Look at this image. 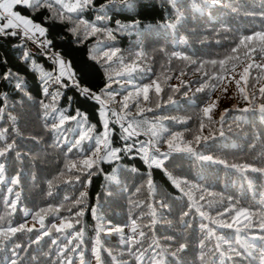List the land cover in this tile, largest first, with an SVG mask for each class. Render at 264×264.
I'll return each instance as SVG.
<instances>
[{
    "label": "trees",
    "instance_id": "1",
    "mask_svg": "<svg viewBox=\"0 0 264 264\" xmlns=\"http://www.w3.org/2000/svg\"><path fill=\"white\" fill-rule=\"evenodd\" d=\"M106 0H94V6L86 9L82 15L90 22L95 21V17L102 11H107L108 19L99 24L100 27H108L113 30L116 22L121 24L135 25L125 31L115 32V39L109 40L106 36L98 34L84 39H80L68 32L71 27L69 23L46 20L50 16L48 10L33 12L26 7L16 6L14 11L31 17L34 21L40 22L49 29L47 38L53 41L51 51L59 53L66 61H70L71 71L76 75V79L83 86L99 93L106 82V65L97 60L91 59L93 55L102 54L104 45L120 49L119 55L124 57L125 63L131 62V57L137 51H142L144 56L138 63L140 68L136 73L129 76H115L114 71H119L117 63H113L108 70L109 75H113L116 83L112 84L109 91L120 93L109 104V107L121 112L119 101L123 94L133 91L132 85H142L155 81L160 84L162 92L159 98L156 97L154 89L149 93V101L142 104L143 107L152 108L153 111H145L142 116L136 114V109L130 101V112L127 121L117 122L111 112L107 113L109 122V138L113 148L123 149L126 144L135 145L131 152H120L118 160L102 161L96 174L91 177V183L82 185L80 182L65 183L72 179L74 173H69L65 169V163L73 159H83L84 155H90L96 145V138L102 136L103 118L98 114L100 105L91 99H86L79 94L75 87L62 88V96L58 97L57 108L63 109L66 115H73L79 109L87 114L88 124L94 125L90 135L91 140L82 142L81 147L73 149L71 153L67 148L71 142L78 138L75 129V122L65 125L69 131L63 133L67 140L61 139L58 143L54 139V134L44 127L41 119L42 110L40 101L47 99L41 94V80L39 72H34L32 68L21 61L20 57L25 50L21 47L27 42L19 36H0V61L6 58L7 63L0 62V75L11 69L19 73L26 80V91L31 94L32 99H27L22 92L14 89L10 81L0 80V93H7V103L10 105L5 109V117L0 120V127L9 129V141L15 139L16 149L10 152L6 158H0L5 164L4 181L0 182V224L11 219L13 225H18L27 221L29 226L33 223L32 215L35 211L46 208L48 205L57 206L63 203L70 207L72 201L79 196L80 192L86 193L85 203L82 205L84 215L80 217L81 223L76 225V229H83L84 237L81 249L75 253H70L69 257L73 264H79L78 253L82 250L86 262L97 264L93 257L92 246L95 243L97 232L101 242V257L103 264H139L128 253V248L135 246L130 241L133 233L131 231V220L136 219L137 225L143 226L149 222L147 216L138 218L141 213H147L149 203H155L162 198L170 205L167 211L157 207L158 222L154 229L149 231L144 229L146 237L143 240L141 251L147 249L144 264H149V257L154 255L153 249L148 248L153 236L166 248L168 252H174L180 244L186 243V250L178 254V260L167 257L168 264H201L198 259L200 253L198 244L204 233L200 231V224L207 223L214 228L216 235L228 237L229 243L233 247L241 248L246 242L251 241L257 234L264 235L258 226L243 230L239 234L235 229H227L214 224L211 220L202 219L193 210L189 217H185L189 227H184L180 223V215L187 210V198L183 197L171 184L164 169L178 179H187L191 183L207 187L210 191L219 194L224 203L214 205L212 209L205 208L213 218H217V211H223L228 206L229 200L236 202V207L253 208L257 212H264V175L255 172L241 173L238 170L230 169L225 164L216 162H203L187 157L182 153H172L165 161L164 169H148L142 160L140 152L141 144L147 142L150 137L143 134L147 125L138 129L139 136H132L127 141L120 126L124 123H143L144 121H156L169 130V132H183L184 139H192V133L196 132L201 118V109L205 106V101H217V107L213 110L214 121H218L224 109L242 108L245 106L239 94L236 93L235 82L232 75L223 73L227 79L211 94V99L205 92H196L204 82L217 83L209 80V76L221 74L219 64L212 65V60H222L230 53L231 48L236 46L242 35H249L252 31H259L264 28V21L246 16V12L259 11L264 7V0H219L218 5H209L201 13L190 12V0H182L181 10L185 13L186 20L177 30L163 27L165 23L174 22L175 12L169 0H136L133 10H127L117 5L112 10H102L100 5ZM236 8L238 12L233 14L230 9ZM97 41L103 43L98 45ZM163 48L168 55L159 51ZM34 56V61L41 65L45 71H51L54 67L53 61L48 55L38 53L29 49ZM172 52H180L190 57L185 61L172 57ZM115 61V58H113ZM196 61V63H191ZM201 62L203 67H201ZM257 63H261L257 55ZM244 65H238L236 73L242 71ZM228 67H231L229 63ZM58 70V69H57ZM208 73L209 76H204ZM238 78V75H237ZM259 78V83L256 79ZM229 81H232L229 83ZM65 82L71 85V81ZM174 86H179V91L174 90ZM264 86V73L253 68L249 78L248 90L251 92L255 88L258 93L259 87ZM53 85L49 91L55 90ZM227 87V92H224ZM187 93V95H185ZM169 97L173 102H169ZM104 94H102V99ZM257 100H260L257 94ZM160 107L157 108L156 104ZM7 113L16 117L13 124L8 119ZM121 114H124L121 112ZM247 119L241 121V113L238 110L230 111L225 116L223 127L224 136L218 135L219 126L216 123L209 124L204 120L206 128L204 135L209 130L217 133L215 140H209L207 145L198 150L205 155H211L214 161L223 160L226 164L253 163L256 167H264V120L259 116L253 117L251 114H244ZM165 117H176L177 119H165ZM190 118V119H189ZM51 123V121H49ZM13 127L18 129V134L13 132ZM86 127V126H85ZM155 145L161 152L167 151V144L164 139ZM255 145V147H251ZM20 155L17 156L16 152ZM84 154V155H82ZM136 168L138 172L133 173L130 169ZM64 170L63 179L54 180L58 174ZM118 173L119 183H113L107 179L108 176ZM150 174L159 193L158 196H149L145 189L140 193H135V188L145 183ZM19 177V183L12 185L9 181L14 177ZM83 180L84 177L82 176ZM52 180L50 187L48 182ZM183 186V185H182ZM11 187L12 192L7 189ZM51 191L52 195H48ZM19 193V201L15 213L9 217V209L4 203L5 200L16 199ZM198 198L199 193H196ZM64 197H69L65 200ZM175 197V199H173ZM135 202H142L140 207H136ZM201 204L204 202L201 201ZM96 213L93 214L92 210ZM76 209H73L75 212ZM162 215L163 219H160ZM71 214L60 209L59 215L48 214L45 224L60 223L61 217H70ZM102 218V219H98ZM223 219L230 222V216L225 215ZM110 222V223H109ZM103 225L99 229L98 225ZM120 228L122 231H109V229ZM39 225L37 224V230ZM34 230L32 233L18 234L16 243L21 245L19 251V264H55L56 253L65 242V236L52 232L49 236H43L39 243H32L39 233ZM139 230V229H138ZM171 238L170 240L165 239ZM139 239V237L137 236ZM57 243L52 244V240ZM79 242L75 241L74 243ZM215 239L206 241L207 247H213ZM222 247L226 249L227 244ZM155 251H159L156 249ZM52 255L48 256L47 253ZM207 253V248L205 249ZM111 253V255H109ZM11 255L9 249L5 253H0V257ZM203 264H213L210 255L205 256ZM216 264H233V261L216 258ZM236 264H240L237 261ZM243 264H259V256L254 251L250 258H245Z\"/></svg>",
    "mask_w": 264,
    "mask_h": 264
},
{
    "label": "snow or ice",
    "instance_id": "2",
    "mask_svg": "<svg viewBox=\"0 0 264 264\" xmlns=\"http://www.w3.org/2000/svg\"><path fill=\"white\" fill-rule=\"evenodd\" d=\"M171 7L175 12L174 22L165 23L163 27L177 30L178 26H181L186 20L185 13L181 10L182 0H169ZM219 0H190V12L201 13L209 5H218ZM117 5L120 7L133 10L136 6V0H106L105 4L100 5L102 10H112ZM16 6H23L28 8L35 14V12L41 10H48L50 16L45 17L46 20L59 21L64 23H69L71 27L68 28V32L74 36L84 39L90 36H96L98 34L106 36L109 40H114L115 32L125 31L135 25L121 24L119 21L116 22L115 30L108 27H100L99 24L103 23L108 19L107 11H102L95 17V21L90 22L85 19L82 13L94 6V0H3L0 3V9L7 12V15L0 14V36H20L25 41H30L38 49H41L42 54L48 55V58L53 61L56 66L51 71H45L43 67L34 61L33 53L27 50V45L22 44L25 50L23 51L20 59L22 62L28 64L34 72H39L41 80V94L47 99L41 100L40 108L42 110L41 119L44 121V127L54 134V139L57 141L56 146H59V141L61 139L67 140V137L63 133L69 131L65 127L69 122H75V129L77 131L78 138L73 140L70 146L67 148V152L71 153L73 149L79 148L82 142L85 140H91L93 137L90 133L94 129V125L88 124L87 114L81 112L79 109L75 111L73 115H66L63 109L56 107L58 103V97L62 96V88H67L69 86L75 87L79 94L86 99H91L99 103L100 108L98 114L103 117V128L104 132L102 136L96 138V145L94 150L91 151L90 155H84L83 159H73L65 163V169L69 173H74L73 178L64 181L65 183H75L80 182L82 185H87L91 183V177L96 174V169H98L99 164L102 161L118 160L119 153L131 152L135 145L126 144L123 149L113 148L111 146V141L109 138V122L107 113L111 112L113 117H116L117 122L127 121L128 116L131 115L130 112V101L136 109V114L142 116L145 111H153L152 108H145L142 106L144 102H148L150 97L149 93L154 89L155 95L159 98V94L162 92V88L159 83L152 81L151 83H145L142 85H132L133 91H128L123 94L122 99L119 101L121 112H117L115 109L109 107V104L115 99L117 95H121L117 92L109 91L112 84L116 83L113 75L108 74V70L112 67L113 63H117L120 68L119 71H114L115 76H129L131 77L133 73H136L140 68L138 61L144 56L142 51H137L133 57H131L130 63H125L124 57L119 55L120 49L113 48L109 45H104V50L102 54L97 57L93 55L91 59L97 60L106 65L105 77L106 82L104 87L100 89L99 93L93 92L92 89L83 86L76 79V75L71 71L70 61H66L59 53H54L51 51V46L53 41L47 38L49 29L43 26L42 23L34 21L30 16L26 17L23 14L13 11ZM233 14H236L238 10L236 8L230 9ZM246 16H251L254 19H260L264 21V7H262L258 12H246ZM102 41H97V44H102ZM159 51L165 55L163 48ZM172 57L177 59L188 61L190 57L180 52H172L170 54ZM257 55L261 61H264V28L259 31H252L249 35H242L236 46L231 48L230 53L222 60L216 61L212 60L209 63L212 65L219 64L221 74L215 76H209L208 73H204V76H209V80H215L217 83L204 82L201 87L196 89V92H206L208 99H211V94L215 91L227 77L223 73H229L232 75V81L236 85V93L239 94L241 100L244 101L245 106L242 108L224 109L220 114L219 120L214 121L212 112L217 107V101H205V106L201 109V118L199 126L196 132L192 133V139L185 140L183 132H169L159 120L156 121H144L143 123H136L135 126L132 122L121 123L120 126L123 130V139L127 141L132 136H139L141 132L138 129L144 127L146 124V130L143 134L148 135L150 139L147 142L141 144L140 152L142 153V160L148 169L161 168L164 169L165 161L169 159L172 153H182L187 157L199 160L203 162H216L220 164H225L226 167L234 170H238L241 173H247L249 171L260 173L264 175V167H256L253 163L245 164H226L225 161L219 160L214 161L213 156L205 155L202 151L198 150L207 145L209 140H215L217 138V133L215 131L209 130L207 135H204V130L206 124L204 122L207 119L209 124L216 123L219 126L218 135L220 137L224 136V123L225 116L230 111L238 110L241 113V121L247 119L244 116L245 113L251 114L253 117L259 116L261 120H264V86L259 87L258 93L254 88L253 91L248 90L249 78L251 76V70L253 68L259 69L261 73H264V62L257 63ZM115 58V61L114 59ZM2 63H7L6 58ZM191 63H196V61H191ZM201 62V67H203ZM231 63V67L228 65ZM238 65H244L240 73H236V68ZM58 69V70H57ZM238 75V78H237ZM71 81V85L65 82ZM0 80L10 81L13 83V87L18 92H22L24 96L31 100V94L26 91V80L19 73L13 72L11 69L5 71L0 75ZM232 81H229L231 83ZM259 78L256 79V83H259ZM55 85L54 91H49V89ZM175 91H179V86H174ZM227 87H224L223 91L227 92ZM102 94L104 98L102 99ZM257 94L260 100H257ZM187 95V93H185ZM169 102H173L171 97H169ZM10 105L7 103V93H0V120L5 117V109ZM156 107L159 108L160 104L157 103ZM8 119L15 124L16 117L12 116L11 113H7ZM165 119H177L176 117H165ZM190 119V118H189ZM51 121V123H49ZM86 126V127H85ZM13 132L18 134V129L13 127ZM167 135L168 138L164 139V143L167 144V151L161 152L158 147H155L160 140ZM9 141V129L7 127H0V158H6L7 155L16 149L15 139ZM251 147H255L252 145ZM16 155L19 156L20 153L17 151ZM131 172L136 173L138 170L136 168L130 169ZM166 176L170 179L171 184L177 189L183 197L187 198V210L183 211L180 215V223L184 227H189L185 221V217H189L191 212L195 210L202 219L211 220L214 224L227 229H235L236 233L239 234L243 230H248L254 226H258L262 231H264V212H257L253 208L248 207H236V202L229 200L228 206L224 207L223 211H217V218H213L204 209H212L214 205L223 204L222 198H218L219 194L210 191L207 187H200V185L191 183L187 179H178L171 175L164 169ZM5 164L0 160V182L4 181ZM65 175L64 170H62L54 180L63 179ZM84 177L82 180L81 177ZM107 179L113 183H119L118 173H114L107 177ZM10 184L16 185L19 183V177H14L9 181ZM51 187L53 181L48 182ZM183 185V186H182ZM142 189H145L149 196H158L157 187L154 184L150 174L146 179L145 183L140 187L135 188V193H140ZM9 193L12 192V188L7 189ZM199 193L197 198L196 193ZM48 195H52L51 191ZM86 193L80 192L79 196L76 197L70 207H66L63 203L52 206L48 205L46 208H41L32 215L33 223L29 226V223L25 221L18 225H13L11 219L5 221V223L0 224V253H5L9 249L11 250V255L6 257H0V264H19L20 256L19 251L21 250V245L16 243V238L18 234L32 233L37 230V224L39 233L32 241V243H39L43 236H49L53 231L60 233L65 236V242L57 251L55 264H73V260L69 257L70 253H75L77 249L82 248L84 231L83 229H76V225L80 224V217L84 215V209L82 205L85 203ZM67 201L69 197H64ZM175 199V197H173ZM19 201V193H16L15 200H5L4 203L7 205L9 211V217L16 211L17 202ZM204 203L201 204L200 202ZM142 202H135L136 207H140ZM149 211L147 213H141L138 218H144L147 216L149 222L142 227L137 225L136 219L131 220V231L133 236L130 241H125L126 244L131 243L135 246L133 248H128V253L131 255L139 264H144L146 258L147 249L141 251L143 240L146 237V232L144 229L149 231L153 230L158 222V212L157 207L163 211L170 209V205L162 198L161 200H156L155 203H149L147 205ZM76 209L73 212V209ZM60 209H64L71 214L70 217H61L60 223H51L50 225L45 224V220L48 214L59 215ZM95 215L96 210H92ZM225 215L230 216V222L223 219ZM102 219V218H98ZM162 220V215L160 216ZM110 223V222H109ZM99 229H103V225H98ZM200 231L204 233L198 244L199 257L198 259L203 264L205 256L210 255L213 259V264H216V258L233 261L236 264L240 261L243 264L245 258H250L255 251L259 256V264H264V235L257 234L252 237L251 241L245 243L241 248L233 247L229 243L228 237H220L216 235L214 228L209 227L207 223H201ZM139 229V230H138ZM122 231L120 228L109 229V231ZM139 237V239L137 238ZM215 239L213 247L208 248L206 241H212ZM165 239L170 240L171 238L166 237ZM75 241H79L74 243ZM223 244H227L228 247L224 249ZM52 244H56L57 240L53 239ZM188 245L186 243L180 244L179 247L174 252H168V250L161 246L160 241L153 236L151 243L148 244L149 249H153L155 254L149 257V264H168L167 257L170 256L174 260H178V254L186 250ZM207 248V253L205 249ZM159 249V251H155ZM93 257L97 264H103L101 257V242L99 239V232H97V237L94 245L92 246ZM46 255L51 256L52 253L49 252ZM79 264H90L86 262L84 258V252L81 250L79 253ZM111 255V253H109ZM119 264V262H118Z\"/></svg>",
    "mask_w": 264,
    "mask_h": 264
},
{
    "label": "built area",
    "instance_id": "3",
    "mask_svg": "<svg viewBox=\"0 0 264 264\" xmlns=\"http://www.w3.org/2000/svg\"><path fill=\"white\" fill-rule=\"evenodd\" d=\"M3 0H0V3L2 2ZM0 14H3V15H7V12L3 9H0ZM4 21H0V23H3ZM19 36V35H18ZM20 37V36H19ZM21 38V37H20ZM27 44L29 45L30 49L32 51H36L38 53H42L41 49H38L35 45H33L30 41H26Z\"/></svg>",
    "mask_w": 264,
    "mask_h": 264
},
{
    "label": "rangeland",
    "instance_id": "4",
    "mask_svg": "<svg viewBox=\"0 0 264 264\" xmlns=\"http://www.w3.org/2000/svg\"><path fill=\"white\" fill-rule=\"evenodd\" d=\"M3 2V1H2ZM1 2V3H2ZM13 11H14V9H13ZM30 49V47H29V45L27 44V50H29ZM71 70V69H70ZM103 118V117H102ZM104 119V118H103Z\"/></svg>",
    "mask_w": 264,
    "mask_h": 264
}]
</instances>
